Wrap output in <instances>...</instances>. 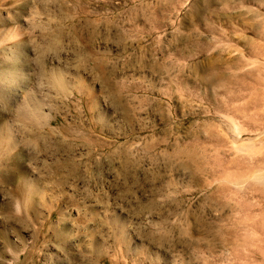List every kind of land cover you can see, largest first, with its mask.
Masks as SVG:
<instances>
[{"label": "rangeland", "instance_id": "1", "mask_svg": "<svg viewBox=\"0 0 264 264\" xmlns=\"http://www.w3.org/2000/svg\"><path fill=\"white\" fill-rule=\"evenodd\" d=\"M0 264H264V0H0Z\"/></svg>", "mask_w": 264, "mask_h": 264}, {"label": "bare ground", "instance_id": "2", "mask_svg": "<svg viewBox=\"0 0 264 264\" xmlns=\"http://www.w3.org/2000/svg\"><path fill=\"white\" fill-rule=\"evenodd\" d=\"M258 19V18H257ZM253 22V21H252ZM253 66V65H252Z\"/></svg>", "mask_w": 264, "mask_h": 264}]
</instances>
